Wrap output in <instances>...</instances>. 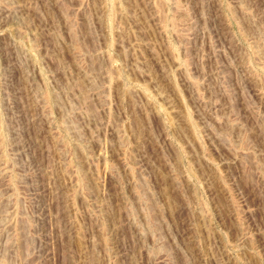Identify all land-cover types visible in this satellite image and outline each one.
I'll list each match as a JSON object with an SVG mask.
<instances>
[{"label":"rangeland","instance_id":"374dc122","mask_svg":"<svg viewBox=\"0 0 264 264\" xmlns=\"http://www.w3.org/2000/svg\"><path fill=\"white\" fill-rule=\"evenodd\" d=\"M0 264H264V0H0Z\"/></svg>","mask_w":264,"mask_h":264}]
</instances>
